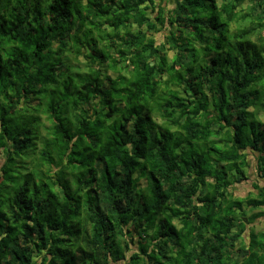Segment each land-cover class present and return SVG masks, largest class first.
<instances>
[{"label": "trees", "instance_id": "1", "mask_svg": "<svg viewBox=\"0 0 264 264\" xmlns=\"http://www.w3.org/2000/svg\"><path fill=\"white\" fill-rule=\"evenodd\" d=\"M249 149L264 0H0V264H264Z\"/></svg>", "mask_w": 264, "mask_h": 264}, {"label": "crops", "instance_id": "2", "mask_svg": "<svg viewBox=\"0 0 264 264\" xmlns=\"http://www.w3.org/2000/svg\"><path fill=\"white\" fill-rule=\"evenodd\" d=\"M250 166L248 168V178L242 182L240 185L241 187H247L248 193L245 197H248L250 195H253L252 197H258L260 195L262 189H264V178L260 175L261 172H258V169L256 167V161H249ZM263 218H258L255 220V223L251 224L253 228H255V231H261V229L264 227ZM249 234V232H248Z\"/></svg>", "mask_w": 264, "mask_h": 264}, {"label": "rangeland", "instance_id": "3", "mask_svg": "<svg viewBox=\"0 0 264 264\" xmlns=\"http://www.w3.org/2000/svg\"><path fill=\"white\" fill-rule=\"evenodd\" d=\"M165 5H166V4H165ZM166 35H167V31H166L165 29L161 28V30H159L158 32L155 31V32L153 33L152 36H154V38L157 39L158 41H165V40H166ZM169 54L171 55L172 52H169ZM246 152L249 153V159H250V161H253V160L256 159L255 154L257 155V153L254 154V153L251 151V149L246 150ZM235 193H236V195H239V196L245 197V196L247 195V193H248L247 187H241V186L238 184V185L236 186V188H235ZM250 227H251V226H250ZM247 233H248V232H247ZM247 233H246V236H248Z\"/></svg>", "mask_w": 264, "mask_h": 264}]
</instances>
